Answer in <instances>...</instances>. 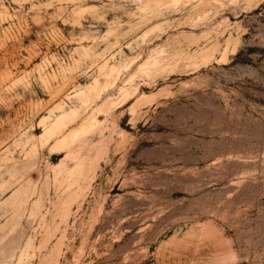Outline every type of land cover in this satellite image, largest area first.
<instances>
[{
	"label": "rangeland",
	"instance_id": "374dc122",
	"mask_svg": "<svg viewBox=\"0 0 264 264\" xmlns=\"http://www.w3.org/2000/svg\"><path fill=\"white\" fill-rule=\"evenodd\" d=\"M0 264H264V0H0Z\"/></svg>",
	"mask_w": 264,
	"mask_h": 264
}]
</instances>
